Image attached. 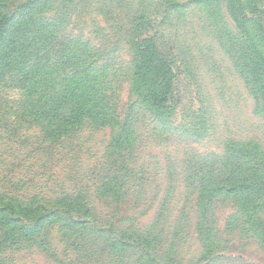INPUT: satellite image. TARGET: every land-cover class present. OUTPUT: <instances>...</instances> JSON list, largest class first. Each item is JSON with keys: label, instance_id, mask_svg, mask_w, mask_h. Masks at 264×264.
<instances>
[{"label": "trees", "instance_id": "trees-1", "mask_svg": "<svg viewBox=\"0 0 264 264\" xmlns=\"http://www.w3.org/2000/svg\"><path fill=\"white\" fill-rule=\"evenodd\" d=\"M189 5L211 16L224 7L241 55L251 51L241 76L264 121V0H0V140L15 147L0 152V163L4 151L15 156L0 185L1 255L13 246L52 264H212L223 251L215 240L219 202L234 211L226 228L264 251L260 142L229 143L210 164L181 161L180 207L173 185L146 182L139 164L142 115L162 122L176 97L173 62L158 39ZM5 88L20 97L8 100ZM83 125L110 131L94 166L80 163ZM191 220L201 251L184 263L176 238Z\"/></svg>", "mask_w": 264, "mask_h": 264}, {"label": "rangeland", "instance_id": "rangeland-1", "mask_svg": "<svg viewBox=\"0 0 264 264\" xmlns=\"http://www.w3.org/2000/svg\"><path fill=\"white\" fill-rule=\"evenodd\" d=\"M216 10L218 16H211L207 8L189 5L172 14L171 23L158 39V47L173 62L176 95L173 111L165 115L162 122L142 115L138 127L139 164L148 169L144 180L173 185L176 191L171 201L178 207L182 203L181 187L185 186L180 162L186 157L193 161L208 157L203 160L210 164L211 156L220 158L229 143L253 140L264 146V121L256 113L254 99L241 76L242 62L249 68L251 51L246 50V57L241 55L240 34L224 7L218 6ZM3 95L10 101L20 97L18 90L7 88L3 89ZM120 99L127 101L124 90ZM81 128L75 138L82 152L80 163L83 167L94 166L106 152L110 131H90L86 125ZM11 146L14 147L13 143L0 140V152L9 151ZM14 157L4 151L0 185L10 169L7 164H13ZM56 166L60 175L64 162L57 160ZM166 170L178 171L166 177ZM45 179H41V184ZM216 205L213 210L217 227L215 240L221 243L223 251L217 252L220 259L212 264H264V251L260 247L238 231L226 228L227 218L234 212L231 204L219 202ZM95 209L100 213L103 207L95 202ZM150 218V215L144 217L142 223ZM192 222L189 221L186 228L188 234L183 232L182 240L176 238V253H180L184 263H194L201 251ZM11 247L0 254V259H6L1 264H52L40 252ZM206 261L208 258L199 264H210Z\"/></svg>", "mask_w": 264, "mask_h": 264}]
</instances>
